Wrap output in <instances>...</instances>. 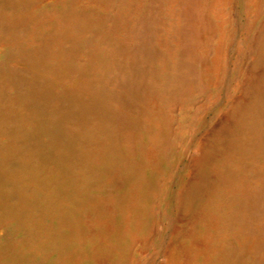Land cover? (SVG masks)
Returning a JSON list of instances; mask_svg holds the SVG:
<instances>
[{"label":"rangeland","instance_id":"rangeland-1","mask_svg":"<svg viewBox=\"0 0 264 264\" xmlns=\"http://www.w3.org/2000/svg\"><path fill=\"white\" fill-rule=\"evenodd\" d=\"M0 264H264V0H0Z\"/></svg>","mask_w":264,"mask_h":264}]
</instances>
